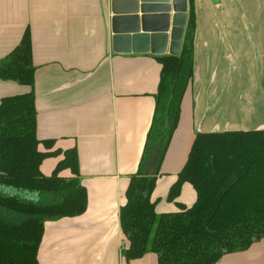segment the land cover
<instances>
[{"label": "crops", "instance_id": "crops-1", "mask_svg": "<svg viewBox=\"0 0 264 264\" xmlns=\"http://www.w3.org/2000/svg\"><path fill=\"white\" fill-rule=\"evenodd\" d=\"M192 8V76L151 193L156 214L194 203L189 182L172 201L167 195L198 133L264 130V0H192ZM111 18L108 0H0V60L28 30L38 150L57 151L39 170L49 176L75 148L87 194L82 214L44 222L38 264H158L153 252L123 256L119 210L152 121L161 64L150 52H114ZM28 90L0 78V100ZM215 264H264V238Z\"/></svg>", "mask_w": 264, "mask_h": 264}, {"label": "trees", "instance_id": "trees-1", "mask_svg": "<svg viewBox=\"0 0 264 264\" xmlns=\"http://www.w3.org/2000/svg\"><path fill=\"white\" fill-rule=\"evenodd\" d=\"M189 3L179 55L155 56L161 69L154 113L119 210L126 260L153 252L158 264H215L224 254L244 251L264 238V130L198 133L167 195L172 201L189 182L194 203L156 214L150 199L192 76L195 16ZM33 72L26 30L0 60V78L29 86L0 100V264H38L44 222L78 216L87 205L75 148L63 151L49 176L39 170L42 160L57 151L38 150ZM65 168L71 177L59 175Z\"/></svg>", "mask_w": 264, "mask_h": 264}, {"label": "water", "instance_id": "water-1", "mask_svg": "<svg viewBox=\"0 0 264 264\" xmlns=\"http://www.w3.org/2000/svg\"><path fill=\"white\" fill-rule=\"evenodd\" d=\"M108 3L114 52L164 55L168 45V55H179L189 19V0H108Z\"/></svg>", "mask_w": 264, "mask_h": 264}]
</instances>
